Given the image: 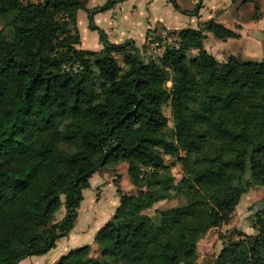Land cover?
Listing matches in <instances>:
<instances>
[{
	"label": "trees",
	"instance_id": "1",
	"mask_svg": "<svg viewBox=\"0 0 264 264\" xmlns=\"http://www.w3.org/2000/svg\"><path fill=\"white\" fill-rule=\"evenodd\" d=\"M79 10L89 11L85 0H0L13 28L11 39L0 30V264L55 247L74 228L90 178L121 162L138 190L118 186L95 249L52 264H199V240L264 185V59L219 61L205 31L225 41L240 34L214 19L180 30L178 47L146 60L135 44L108 41L89 15L105 46L82 49ZM166 156L182 165L179 181ZM176 196L186 203L158 210L159 221L146 213ZM262 202L254 232L234 228L212 264H264Z\"/></svg>",
	"mask_w": 264,
	"mask_h": 264
},
{
	"label": "rangeland",
	"instance_id": "2",
	"mask_svg": "<svg viewBox=\"0 0 264 264\" xmlns=\"http://www.w3.org/2000/svg\"><path fill=\"white\" fill-rule=\"evenodd\" d=\"M85 1L88 3V0ZM108 1L109 0H97V2L101 5ZM177 1L180 4H186V2H191V0ZM200 1L201 0H199L198 3H200ZM202 1L203 10L201 11V14L203 15L204 19L210 18V15H208V11L206 9L210 2H213L215 0ZM215 2H219V0H216ZM257 4V2L254 3L255 6ZM115 5V7H112L113 10H111L110 12L106 10L97 13V19H99V22L102 23V19L107 18L118 28L124 27L125 29H128V31L131 32V34L135 37V41L137 43H140L141 34L143 35L145 33L148 22H150V24H152L153 26L167 25L171 27L179 26L181 28L190 26L193 28H198V21L193 19L194 17H196L197 14H195L194 16H185L184 14H180L175 10L176 8L174 4L172 2H167V0H120L117 1ZM252 9V6L247 5L243 7L242 12L244 15H248L250 13V10ZM257 9V15H259L260 7H257ZM92 10L94 11L96 9ZM195 10H192V12H194ZM208 10H210V8ZM169 12H172L173 14L170 15ZM114 15L116 16L115 18L113 17ZM179 18L182 19L183 22L185 21L186 23L179 24ZM9 19L10 17H0V30H2L7 35L8 39H11L13 36V28L7 24ZM79 22L82 34L84 36V46L88 47L89 49H94L93 44L98 40L102 32L97 30V32H92V34L90 35H87L85 33L84 27L88 25V16L85 10L80 11ZM261 24L263 23L261 22L260 25ZM103 26L108 30L107 32L109 33L110 29L107 28L106 23H104ZM206 33L207 37L204 40L206 49L209 48L210 50H213V52L214 50H216L219 52L220 56L224 54L225 59L228 57V55H235L242 60L249 59L254 61H261L264 59V51L261 48L256 49V47H251L250 49L249 45H254L255 41H240V45L244 43V45L240 46L238 45V41H235L231 38L225 41L214 36L212 32L206 31ZM251 35L254 36L255 33L251 32ZM259 38H262L264 44V32L260 34ZM217 45L220 47H217ZM194 52L195 51H190L189 55H194ZM144 53H146L144 56L146 60L158 58V55L154 54L148 48V46H144ZM225 59L223 61H225ZM167 85L171 86V81H169ZM163 110L169 118V123L166 128V131H170L173 128L172 110L170 104L165 105ZM166 159L169 163H173L175 161V159L170 156H166ZM171 172L179 181L182 178V165L180 163H175L171 167ZM116 182H118V185ZM118 186H120L124 192L135 193L138 190V188L134 186L130 181L128 175V164L126 162H121L116 165L104 166L100 168L90 178V187L85 188L83 190L84 199L80 203V206L78 208V220L75 226L76 232L79 231L80 226L83 227L87 225V218L89 217L90 213H93V215L95 216L96 213H98L102 204L111 205L113 203V200L116 197V194L118 193ZM98 197L100 198L99 200L97 199ZM263 197L264 185L249 188L248 191L243 194L241 201L237 206L235 212L233 213L230 222L228 224L223 225L222 228L209 230L204 235V237L199 240V264L213 263L214 259L217 257L222 247L227 244L230 239L236 238L237 235L235 233L234 228H240L241 230L246 232H254L253 228L250 226L254 215L252 209L253 207H255V209L262 207ZM185 203V197L176 196L173 199L163 200L156 203L152 208L147 209L146 213L151 215L155 219V221H159L158 210L170 208ZM65 215L66 210L62 208L56 214L54 221H58L64 218ZM97 220H100L98 216ZM62 242H64V240ZM91 242H94V239H92ZM95 254L99 255V252L97 251V253ZM22 263H27V261L23 260L20 264Z\"/></svg>",
	"mask_w": 264,
	"mask_h": 264
},
{
	"label": "crops",
	"instance_id": "3",
	"mask_svg": "<svg viewBox=\"0 0 264 264\" xmlns=\"http://www.w3.org/2000/svg\"><path fill=\"white\" fill-rule=\"evenodd\" d=\"M198 1L199 0H191L190 3L186 2V4H180L177 1L179 3V5L181 6V9H177L175 7L176 8L175 10L180 14H184L185 16L186 15L187 16H194L195 14H197L196 17H194L193 19L198 21V28L203 27V25L206 21H208L210 19H214L215 21L233 29L234 31H236L237 33L240 34V36L238 38H231L235 41H238V45H240V43H239L240 41H247V42L255 41L254 45H249L247 43L249 45L250 49H251V47H254V48L256 47V49L261 48L264 51V44H263L262 38L261 39L259 38L260 34H262V32H264V10H263L264 9V0H219V2H215L216 1L215 0L213 2H210V4L208 3L209 5L207 6L206 10L208 11V15H210V18H207V19H204L203 15L201 14V11L203 10V1L202 0L200 1L202 6L198 10V13H197V5L200 4V3H198ZM167 2H171V0H167ZM256 2L258 4L255 6L254 3H256ZM102 5L99 4L97 2V0H88L87 8L89 9V11L85 10L87 13V16H88V25H86V27H84L85 33L87 35H90V34H92V32H95V31L97 32V30H92L89 26V15H92L94 20H95V23L100 28H102L104 30V32L106 33L108 41H110L112 43H123V42H127V41H133L132 44H135L136 47L140 49V52H141L143 57L146 54V53H144V46H147L145 43V39L149 33H156V32L161 31L162 29L169 30L175 39L176 45L179 46L178 32L184 28H188V27L181 28L179 26L171 27V26H167V25H155V26H153L152 24H150V22H148V25L146 26L145 33L143 35L141 34L140 43H137L135 41V37L131 34V32L128 31V29H125L124 27L118 28L116 25H114V23H111V21H109L107 18H103L102 23L99 22V19H97L98 17L96 15H98L97 13H99V12H103V11H100L98 9ZM247 5L252 6L253 9L250 10V13L248 15H244L242 12V9H243V7H245ZM256 7H260V12H259V15L255 18ZM209 8H210V10H208ZM92 9H96V10H94V12L91 13L90 11ZM111 10H113V8H111L107 11L110 12ZM192 10H195V11L192 12ZM80 11L81 10H79L77 13V21H78L80 34H81V44L79 45V47L82 49L94 50V51H99V50L103 49L105 46V42H103L100 37L93 44L94 49H89L88 47L84 46V36L82 34V31L80 28V22H79ZM174 13H175V11H174ZM169 14L171 15L173 13L169 12ZM113 17L115 18L116 16L114 15ZM180 18L178 21L179 24L186 23L185 21L183 22L182 19H180ZM261 22L263 24L260 25ZM104 23H106L107 28L110 29L109 33L107 32L108 30L103 26ZM191 28H193V27H191ZM251 32H253V33H255V35L256 34L257 35L253 36V35H251ZM205 33H206V31H205ZM206 37H207V33H206ZM255 37H256V39H255ZM229 39H227V40H229ZM204 45H205V43H204ZM242 45H244V43H242L240 46H242ZM217 47H220V46L217 45ZM207 50L209 52H211L219 61L223 62V60L225 59L224 54L220 56L219 52L216 50H214V52H213V50H210L209 48ZM192 51H195L194 52L195 54H197V52H198L196 49H193ZM227 51H229V50H227ZM231 56H235V55H231ZM229 57H230V55H228V57L225 60H227ZM235 57H237V56H235ZM243 60H249V59H243ZM119 198H120L119 194L117 193L116 197L114 198L113 203L111 205L102 204L98 213H96L95 216L93 215V213H90L89 217L87 218V220H88L87 225H85L83 227L80 226L78 232L75 231V228H76L75 226H76L77 220H78V218H77L74 228L69 232V234L67 236L59 238L56 242L55 247H53L51 250H49L46 254L33 255V256L26 257L23 260L27 261V263H22V264H52V263L56 262L62 255L68 253L71 249L80 247L81 245L83 246V244H85V243L90 244L93 247V249H95L96 248L95 235L100 230V228H102L104 226V224L106 222H108L113 217L115 210L119 205ZM97 199L99 200L100 198L98 197ZM97 216L99 217L100 220H97ZM92 239H94V242H91ZM63 240H64V242H62ZM23 260H21L18 264H20Z\"/></svg>",
	"mask_w": 264,
	"mask_h": 264
},
{
	"label": "built area",
	"instance_id": "4",
	"mask_svg": "<svg viewBox=\"0 0 264 264\" xmlns=\"http://www.w3.org/2000/svg\"><path fill=\"white\" fill-rule=\"evenodd\" d=\"M145 43L149 47V49L156 55H161L168 45L178 47L175 43L173 35L169 30L166 29H162L161 31L156 33H149L145 39Z\"/></svg>",
	"mask_w": 264,
	"mask_h": 264
},
{
	"label": "water",
	"instance_id": "5",
	"mask_svg": "<svg viewBox=\"0 0 264 264\" xmlns=\"http://www.w3.org/2000/svg\"><path fill=\"white\" fill-rule=\"evenodd\" d=\"M90 12H91V13H93L94 11H93V10H91ZM128 43H133V41H128ZM100 164H101V163H99V164L97 165V167H99V166H100Z\"/></svg>",
	"mask_w": 264,
	"mask_h": 264
}]
</instances>
